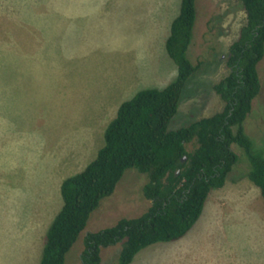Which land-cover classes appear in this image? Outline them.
Listing matches in <instances>:
<instances>
[{
  "label": "rangeland",
  "instance_id": "obj_1",
  "mask_svg": "<svg viewBox=\"0 0 264 264\" xmlns=\"http://www.w3.org/2000/svg\"><path fill=\"white\" fill-rule=\"evenodd\" d=\"M181 1L0 0V264L33 258L40 264L47 231L63 207L61 182L96 157L119 102L175 80L178 67L165 43ZM196 10L188 56L199 68L171 130L224 109L214 85L229 72L230 46L247 21L242 0H196ZM258 71L261 90L244 127L264 152V58ZM233 148L239 159L223 190L222 217L205 214L188 253H174L173 241L157 242L131 264H264V224L250 205L259 194L262 209L264 199L248 177L244 150ZM147 181L137 168L125 171L65 264H82L88 231L148 210ZM122 246L102 248L101 264L116 262Z\"/></svg>",
  "mask_w": 264,
  "mask_h": 264
},
{
  "label": "trees",
  "instance_id": "obj_2",
  "mask_svg": "<svg viewBox=\"0 0 264 264\" xmlns=\"http://www.w3.org/2000/svg\"><path fill=\"white\" fill-rule=\"evenodd\" d=\"M242 2L247 21L230 46L229 72L214 85L224 109L176 130L169 128L182 92L199 68L188 56L196 0H182L165 44L178 67L177 77L162 89H142L125 100L108 124L96 158L63 181V207L47 231L40 264H65L92 212L114 193L129 168L147 175L143 192L151 205L137 217H122L111 226L88 231L82 264H101L102 248L120 242V256L113 264H130L147 246L185 236L200 218L211 190L224 186L238 162L235 143L248 157V177L264 199V152L254 146L244 127L261 90L258 65L264 58V0Z\"/></svg>",
  "mask_w": 264,
  "mask_h": 264
},
{
  "label": "crops",
  "instance_id": "obj_3",
  "mask_svg": "<svg viewBox=\"0 0 264 264\" xmlns=\"http://www.w3.org/2000/svg\"><path fill=\"white\" fill-rule=\"evenodd\" d=\"M181 7V6H180ZM178 14H176L174 17H173V19L177 16ZM173 19L171 20V23H172V21H173ZM171 27V26H170ZM170 34V33H169ZM166 44V43H165ZM130 99V98H129ZM128 100V99H127ZM125 101V100H124ZM124 101H122V102H119V104H118V106H117V112H118V109H119V107H120V105L124 102ZM117 114V113H116ZM116 116V115H115ZM115 118V117H114ZM113 118V119H114ZM112 119V120H113ZM110 122H111V120H110ZM109 122V123H110ZM108 122H107V126H108V124H109ZM107 126H105L106 128H107ZM106 128H105V130H106ZM105 130H104V133H105ZM99 151V150H98ZM97 154H98V152H97ZM97 154H96V156H97ZM96 158V157H95ZM94 158V159H95ZM93 160V159H92ZM91 160V161H92ZM90 161V162H91ZM89 162V163H90ZM88 163V164H89ZM87 164V165H88ZM86 165V166H87ZM85 166V167H86ZM82 171V170H81ZM80 172V171H79ZM78 173V172H77ZM76 174V173H75ZM74 175V174H73ZM71 176V175H70ZM69 177V176H68ZM67 178V177H66ZM65 178V179H66ZM65 179H63L62 180V182H61V185H62V183H63V181L65 180ZM229 180H233V179H230L229 178V176H228V179H227V182L229 181ZM226 184V183H225ZM225 184H224V186H222V187H220L219 188V190H217V192L216 193H214V192H211L210 194H209V196H208V198H207V200H206V203H205V206H204V209H203V212H202V214H201V216H200V218L198 219V221L194 224V226L191 228V230L185 235V236H183L182 238H180V239H178V240H174L173 242V244L175 245V244H177V246H176V248H172V251L174 252V253H179V252H185V254L186 253H188L189 251L187 250V249H189L188 248V246L190 245V243H191V241L193 240V236H192V234H193V232H194V230H195V226L197 225V224H199L200 223V221L204 218V216H205V214L206 213H209V212H211L210 214L211 215H213L214 214V216L216 217V218H218V217H222V215H223V211H220L221 210V205H222V201H223V199H224V193H223V190H224V188H225ZM61 185H60V190H61ZM62 195V194H61ZM258 196H259V194H256V197L254 198V202H251L250 203V205H254V209H256V210H254V216L256 217V218H259L260 219V221H262L263 222V224H264V208H262L261 209V206H263L262 205V203L258 200L259 198H258ZM208 204H210L211 206L209 207V210H208ZM257 209H259V210H257ZM59 212V211H58ZM57 212V213H58ZM57 215V214H56ZM55 215V216H56ZM148 248H151V247H148ZM144 250H147V248L146 249H144ZM143 250V251H144ZM143 251H141L140 252V254H139V256L141 255V253L143 252ZM137 258V257H136ZM177 259V258H176ZM33 261H34V263H33ZM9 264V263H8ZM28 264H36V260H34V258L28 263ZM131 264V263H130ZM138 264H141V263H138Z\"/></svg>",
  "mask_w": 264,
  "mask_h": 264
}]
</instances>
